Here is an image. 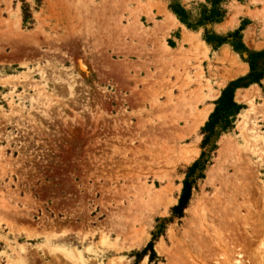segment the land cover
<instances>
[{"label": "rangeland", "instance_id": "374dc122", "mask_svg": "<svg viewBox=\"0 0 264 264\" xmlns=\"http://www.w3.org/2000/svg\"><path fill=\"white\" fill-rule=\"evenodd\" d=\"M204 1L181 2L195 16ZM226 1L232 30L246 22L244 44L264 49V0ZM167 5L0 0V264H264V78L235 92L245 109L171 215L214 101L248 66L229 45L212 53ZM159 219L171 221L158 260L135 262Z\"/></svg>", "mask_w": 264, "mask_h": 264}, {"label": "trees", "instance_id": "16d2710c", "mask_svg": "<svg viewBox=\"0 0 264 264\" xmlns=\"http://www.w3.org/2000/svg\"><path fill=\"white\" fill-rule=\"evenodd\" d=\"M163 1H168L167 8L169 12L188 31L198 32L202 30L201 39L212 53L218 51L224 45H229L233 52L239 55L242 62L248 66V72L245 75L229 81L220 90L219 97L214 101L213 111L200 129V133L203 136L201 142L202 151L199 158L186 168L177 204L170 210L173 218L180 219L183 217V212L190 201L195 181L203 178L201 173L204 171L205 165L208 162L207 157H209V154L206 155L204 151L205 148L210 145L213 139H216L223 133L230 132L234 128L237 116L245 109L244 105L238 104L235 101V92L240 89H247L252 85H260L264 78V49L251 50L244 44L242 32L247 25L244 21L241 22L238 28L226 34H218L213 30V27L221 24L228 15L229 11L226 0H205L203 3H197V13L195 16L182 4V0ZM22 14L23 23L26 24L31 19V14L28 5L25 3L22 5ZM212 147L211 151L216 149L215 146ZM170 219L172 220V218ZM171 220H157L159 225L156 226L151 241L141 252H133L135 262H138L145 256H148L150 263L158 260L153 250L154 243L161 236H164L166 225Z\"/></svg>", "mask_w": 264, "mask_h": 264}, {"label": "bare ground", "instance_id": "6f19581e", "mask_svg": "<svg viewBox=\"0 0 264 264\" xmlns=\"http://www.w3.org/2000/svg\"><path fill=\"white\" fill-rule=\"evenodd\" d=\"M164 26H162V28H163ZM160 30H163V29H160L159 28V31ZM192 38H194V37H192ZM187 40H188V38H187ZM191 41H193V40H191ZM198 49V48H197ZM203 50V49H202ZM201 51V50H200ZM79 68L82 70V71H86V66H85V64L82 62V61H79ZM245 68V67H244ZM246 69V68H245ZM184 106V105H183ZM211 111V108H209V107H207V108H205L203 111H201L200 113H198L194 118H193V122H192V125L189 127V130H190V132L191 131H195L200 125H202L203 123H204V121H205V119L207 118V116H208V114H209V112ZM162 147V146H161ZM162 149V150H161ZM161 152H162V154L164 153V155L166 154L165 153V148H160V154H161ZM191 152V151H190ZM170 153V152H169ZM175 154V153H174ZM190 153H188L187 155H189ZM220 203V202H219ZM244 206V205H243ZM244 208L246 209V210H250L249 209V207L247 206H244ZM240 209V208H239ZM231 210V209H230ZM234 210V209H233ZM252 211V210H251ZM230 212V211H229ZM205 213V211L202 213L203 215H205L204 214ZM201 214V213H200ZM224 215H225V213H224ZM227 215V214H226ZM237 215V214H236ZM219 216V215H218ZM204 217V216H203ZM207 217V216H206ZM221 218H219V225H222L224 228L226 227V225L228 224L226 221H224L225 219V217L223 218L222 217V215L220 216ZM227 217V216H226ZM243 217V216H242ZM205 218V217H204ZM239 218V217H238ZM240 220H241V216H240V218H239ZM201 220V219H200ZM205 220V222L207 221V218L206 219H203L202 221H204ZM208 222H206V224H207ZM198 224H199V222H198ZM200 224H202V223H200ZM205 224V225H206ZM204 225V224H203ZM259 222L257 223V227L259 228ZM217 226V225H216ZM205 227V226H204ZM208 227V226H207ZM215 227V226H214ZM206 228V227H205ZM209 230H210V228H208ZM257 229V228H256ZM200 230V229H199ZM214 230V229H213ZM198 231V230H197ZM258 231V230H257ZM199 232H197V234H198ZM210 233V232H209ZM218 233V232H217ZM221 232H219L218 233V235L220 234ZM212 234H213V232H212ZM222 235V234H221ZM211 236L212 235H210L209 237L211 238ZM220 236V235H219ZM214 237V236H213ZM220 238V237H219ZM213 239V241H214V239L215 238H212ZM224 239V238H223ZM212 241V240H211ZM216 241H217V239H216ZM215 242V241H214ZM220 242H224V241H221V238H220ZM228 242V241H227ZM212 244V243H211ZM216 244H219V243H216ZM230 243L228 242V245H229ZM215 245V243L213 244V246ZM224 247L227 249V247H229L228 245H226V243L224 242ZM222 245V246H223ZM216 247H217V245H216ZM215 248V247H214ZM217 248H219V245H218V247ZM225 252V251H224ZM263 252V251H262ZM212 253V252H211ZM227 253V252H226ZM225 253V255H223L224 257H226V254ZM239 254V252H237V255ZM231 259V258H230ZM263 260V259H262ZM235 261V260H234ZM236 262V261H235ZM264 262V261H263ZM219 263V262H218ZM222 263H224V264H230L231 262L229 261V258H225V260H224V262L222 261ZM238 263V262H237ZM220 264V263H219Z\"/></svg>", "mask_w": 264, "mask_h": 264}, {"label": "crops", "instance_id": "0c3cea01", "mask_svg": "<svg viewBox=\"0 0 264 264\" xmlns=\"http://www.w3.org/2000/svg\"><path fill=\"white\" fill-rule=\"evenodd\" d=\"M190 1H195V0H190ZM244 7V6H243ZM235 15L234 14H229L227 15V17L225 18V20L221 23V24H218V25H215L213 28L216 30V29H224L225 27V32L226 31H229V30H232L234 29L235 27H237L238 23H239V16H236V22L234 23V25L232 24L233 23V19H234ZM228 23H230V25H233L231 27H228ZM248 28V27H247ZM217 31V30H216ZM246 29L243 31L245 33ZM187 35H193V34H189L187 33ZM196 36V35H195ZM225 47H222L220 49V51L222 49H224Z\"/></svg>", "mask_w": 264, "mask_h": 264}]
</instances>
